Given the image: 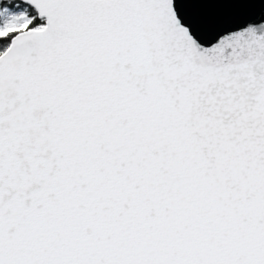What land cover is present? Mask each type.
<instances>
[{
	"label": "snow or ice",
	"instance_id": "6c2138e0",
	"mask_svg": "<svg viewBox=\"0 0 264 264\" xmlns=\"http://www.w3.org/2000/svg\"><path fill=\"white\" fill-rule=\"evenodd\" d=\"M0 264H264V0H0Z\"/></svg>",
	"mask_w": 264,
	"mask_h": 264
}]
</instances>
